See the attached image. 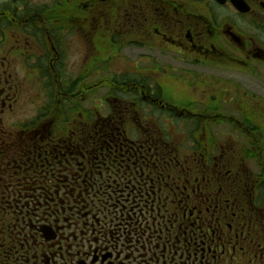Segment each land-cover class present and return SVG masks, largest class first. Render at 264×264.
I'll return each instance as SVG.
<instances>
[{"label": "flooded vegetation", "instance_id": "obj_1", "mask_svg": "<svg viewBox=\"0 0 264 264\" xmlns=\"http://www.w3.org/2000/svg\"><path fill=\"white\" fill-rule=\"evenodd\" d=\"M258 157L264 0H0V264H264Z\"/></svg>", "mask_w": 264, "mask_h": 264}, {"label": "trees", "instance_id": "obj_2", "mask_svg": "<svg viewBox=\"0 0 264 264\" xmlns=\"http://www.w3.org/2000/svg\"><path fill=\"white\" fill-rule=\"evenodd\" d=\"M178 146H180V145L177 144L175 146L177 150H179ZM126 151H127L126 156H128V152H130V151H129V149H126ZM145 153L147 154L146 156L149 157V158L151 156H153V158H152L153 162L157 163L156 167H153V162L150 161V160H145L146 162H139L138 159L135 160V158H133L132 161H135L136 162L135 165L136 166L139 165V168L138 169L137 168L134 169V167L132 169L130 168L129 170H127V173L129 175H130V173H133L135 171H137V173H139V171L141 169L142 170L147 169V170H151V171L159 170L160 173H161V174H158L159 178L162 181L166 180L165 178L167 177V175L164 173V171L167 170V168H168V166H166L167 157H168L167 145L166 144H164V145H159L158 144L157 147H155L154 151H147L146 150ZM155 156H157V157H155ZM118 157H120V152H118ZM163 158H165L166 163L164 161H161V160H163ZM179 167H180V165H178V168ZM131 183H133V182L131 181ZM180 198L184 199V195H182L181 192H180ZM197 210L202 211L201 207H198ZM176 211H177V208H175L173 206H169V207H167L166 205L164 206V218H166V220H167V222H166L167 226L170 225V224H173V219H174L173 216H174V212H176ZM182 212H183V207L180 208V214ZM5 213H6V209H4V213L3 214L5 215ZM3 214L0 213V215H3ZM2 224H3V221H0V229L4 230V232H6V229L3 227ZM172 234L174 235L175 233L168 230L167 233H166V236H167L166 240L169 241Z\"/></svg>", "mask_w": 264, "mask_h": 264}, {"label": "rangeland", "instance_id": "obj_3", "mask_svg": "<svg viewBox=\"0 0 264 264\" xmlns=\"http://www.w3.org/2000/svg\"><path fill=\"white\" fill-rule=\"evenodd\" d=\"M67 2V1H66ZM65 2V3H66ZM72 3V2H71ZM79 42L80 43H82L81 42V40H79ZM72 47V50H71V52H70V57L71 58H75L76 60H79V59H81V57H82V54H83V48L81 47V45L80 44H78V43H76V45L75 46H71ZM70 50V49H69ZM77 69H79V68H76V69H74V70H72V71H76ZM100 77L101 76H104L105 77V79L106 78H108V77H111V73L108 71V70H105L104 71V73L103 74H98ZM99 76H97V74H95V78H97V77H99ZM95 78H93V79H95ZM96 83V82H95ZM97 84V83H96ZM30 112V111H29ZM28 112V113H29ZM237 140H239L238 138H237ZM239 142V144H240V146H242V148L244 147L243 146V142L242 141H238ZM240 151H241V148H240ZM242 153V152H241ZM243 154V153H242ZM250 164L254 167V165H253V162L252 161H250ZM258 171H259V166H262V165H264V159L262 158V157H258ZM255 168V167H254ZM254 171V170H253Z\"/></svg>", "mask_w": 264, "mask_h": 264}]
</instances>
